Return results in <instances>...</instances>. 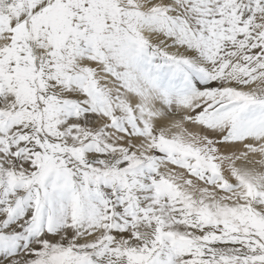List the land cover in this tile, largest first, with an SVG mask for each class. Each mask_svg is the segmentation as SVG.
I'll list each match as a JSON object with an SVG mask.
<instances>
[{
    "label": "snow or ice",
    "instance_id": "obj_1",
    "mask_svg": "<svg viewBox=\"0 0 264 264\" xmlns=\"http://www.w3.org/2000/svg\"><path fill=\"white\" fill-rule=\"evenodd\" d=\"M0 264H264V0H0Z\"/></svg>",
    "mask_w": 264,
    "mask_h": 264
}]
</instances>
